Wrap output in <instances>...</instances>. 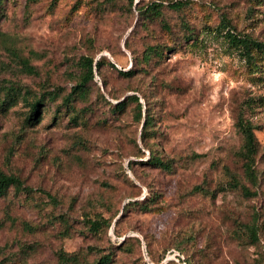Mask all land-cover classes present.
Listing matches in <instances>:
<instances>
[{"label":"rangeland","instance_id":"obj_1","mask_svg":"<svg viewBox=\"0 0 264 264\" xmlns=\"http://www.w3.org/2000/svg\"><path fill=\"white\" fill-rule=\"evenodd\" d=\"M152 1L162 3L161 16L141 18L136 7ZM175 1L179 9L169 7ZM225 21L264 43V0H2L0 86L56 96L44 97L32 126L25 101L0 109V171L31 189L10 187L0 197V264H62L59 252L75 256L69 264H97L103 255L107 264H264V231L252 245L235 236L254 211L264 220V57L254 69L247 64L215 32ZM152 45L161 56L139 61ZM83 56L132 73L101 63L85 97L66 107ZM130 94L152 116L144 141L132 103L109 109ZM238 114L258 146L252 197L225 186L231 173L250 187ZM150 156L171 170L150 165ZM134 200L150 209L125 206ZM85 216L111 224L93 235Z\"/></svg>","mask_w":264,"mask_h":264},{"label":"trees","instance_id":"obj_2","mask_svg":"<svg viewBox=\"0 0 264 264\" xmlns=\"http://www.w3.org/2000/svg\"><path fill=\"white\" fill-rule=\"evenodd\" d=\"M250 1H259V0H250ZM2 0H0L1 5ZM133 0H128V4L131 5ZM169 7L172 9H179L181 7V3L175 1L168 3ZM162 7V3H156L154 1L145 4L144 6H137L136 11L139 16L143 19H153L155 17L161 16L160 9ZM184 27L186 25L183 23ZM215 32L221 35L235 51H237L238 55L243 58L247 64L253 67L256 66V63L259 57H264V43L259 42L255 39L250 38L247 35H237L233 32H230L228 28V24L225 22H220L218 27H215ZM186 34L183 37L187 39H194L192 37L191 30L185 28ZM162 54V49L158 48L156 45L147 46L144 52L141 54L139 61H143L144 63H148L150 59L153 57L159 58ZM106 62L109 66L117 71V74L123 77H128L131 75V71L118 70L113 66L110 61L105 60V57L100 56L96 60L92 57H81L79 59V63L81 65V75L77 80L76 84L69 90V93L66 97L63 98V105L66 107L70 106V101L73 99L71 97H79L84 98L86 89L84 85L90 81L93 77L92 72L94 69L100 67L101 63ZM26 65V63L24 64ZM26 69L29 72H32V69L26 65ZM56 94L52 92H46L45 94H41V96H34L28 94V91H22L21 86L9 84L0 86V109L1 111L7 110L9 107L15 105L19 100L25 101L28 111L24 117V122L27 125H34L39 122L40 119V106L44 103V97L49 100H53ZM261 103L264 105V98H260ZM129 103L133 104V118L136 121H141L142 119V127H141V140L144 141L146 129L149 132L152 128V116L148 112V107L143 106V104L139 101V98L135 94H130L124 96L119 101L110 105L109 109L117 112L122 111ZM75 118V116H71V119ZM235 126L237 132L240 135L241 143L238 148V154L241 160V170L242 175L246 183L250 187H247L241 182H238L236 177L229 173V182L225 184V186L231 187V189L238 188L240 193L246 197H252L256 195L255 190H251L250 188H254L259 179L260 172L255 168V156L258 152L257 142L255 141L252 129L253 125L251 122L245 120L237 115V119L235 121ZM149 164L158 167L159 169L170 171L171 163L169 161H162L156 156L149 157ZM12 187L15 191H23V192H31L30 188L23 186L21 181L11 174H5L0 171V197L4 196L7 190ZM199 189V187H197ZM208 193V192H206ZM211 194V192H210ZM154 199V195L150 196V200ZM54 202L52 198L49 199ZM128 205H133L135 207H140L141 209H150L148 208L147 203L138 202L137 200L130 201L126 203ZM260 218V213L254 211L248 222L245 223H237L238 230L236 228L235 236L240 244H256L258 243V234L264 231V220L259 224L258 220ZM57 219L61 221L64 226H67V220L65 217L58 215ZM85 229L88 233L96 234L102 229H106L111 224V219L103 218L101 216H85ZM67 233V232H65ZM164 252L160 256V260L164 258ZM59 257L61 259L62 264L74 263L76 260L75 256L67 255L63 252H59ZM109 262V256L103 255L100 256L97 260V264H107Z\"/></svg>","mask_w":264,"mask_h":264}]
</instances>
